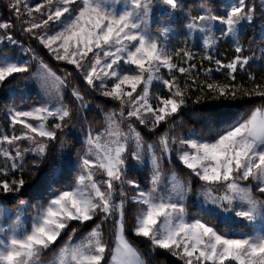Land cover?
Masks as SVG:
<instances>
[{"label":"snow or ice","instance_id":"1","mask_svg":"<svg viewBox=\"0 0 264 264\" xmlns=\"http://www.w3.org/2000/svg\"><path fill=\"white\" fill-rule=\"evenodd\" d=\"M30 85L3 106L0 264H152L139 238L264 264V0H0V90Z\"/></svg>","mask_w":264,"mask_h":264},{"label":"trees","instance_id":"2","mask_svg":"<svg viewBox=\"0 0 264 264\" xmlns=\"http://www.w3.org/2000/svg\"><path fill=\"white\" fill-rule=\"evenodd\" d=\"M258 1L259 0H255V2L258 5ZM222 0H217V3H222ZM189 3H192V0H189ZM260 21L256 20L255 24L252 25H244L241 28V43L244 44L245 48L249 47V41H255V43H253L251 46L253 48H256L257 45L259 44V40H260V36H261V32H260ZM27 46L29 47H33L36 48V45L29 42L27 40V37L24 36L22 37ZM257 54H259L258 50H257ZM257 65H253V69H256ZM157 90V89H156ZM21 95L23 96V102L27 103L29 105H31L34 101H38L39 100V95L37 94L36 91L33 90V88L31 87V85L29 86L28 89H26L25 91L21 92H17L16 96H13L12 93L8 92L7 89L4 90H0V131H4L6 129V116H5V111L3 106L4 105H11L13 101L16 102L17 105H21ZM211 103V102H208ZM189 107H193L192 105H190ZM197 108V112H199L201 109L199 106H195ZM248 107V105H240L237 107H233L232 108V113L234 115L239 116L240 114H242V112ZM91 116H96V113L93 112L90 114ZM190 117V119H189ZM184 118L185 121L187 122L188 126H192V125H196V126H200L197 123V115L196 113H188L186 112L184 114ZM97 119V123H99V117H96ZM178 131L180 129H177ZM147 172L145 170H140L136 175L138 176V178L141 180L142 184H146L147 181L144 179L145 176H147ZM193 211H195V209H193ZM30 214V213H29ZM136 247L142 252L144 253L146 258H149L152 260V264H178L177 258L172 257L170 254L169 255H156L154 258L151 257L149 255V249H150V245L148 243H145L143 241V238H139L135 241Z\"/></svg>","mask_w":264,"mask_h":264},{"label":"rangeland","instance_id":"3","mask_svg":"<svg viewBox=\"0 0 264 264\" xmlns=\"http://www.w3.org/2000/svg\"><path fill=\"white\" fill-rule=\"evenodd\" d=\"M223 1V0H222ZM258 4H259V1H258ZM259 13L257 14V20H259ZM243 27V26H242ZM260 32H261V27H260ZM6 43V42H5ZM173 43H175V40L173 41ZM219 52L226 55L227 57H231L234 53H233V47H232V44L231 42H222L220 45H219ZM217 79L221 78L219 75L216 77ZM241 79L240 76H238V80ZM32 87V86H31ZM34 91L37 92V90L32 87ZM158 90V89H157ZM38 94V92H37ZM8 131L10 132L11 129H8ZM193 200H195V197H193ZM51 253H48L46 256H44V259H49L51 258Z\"/></svg>","mask_w":264,"mask_h":264}]
</instances>
